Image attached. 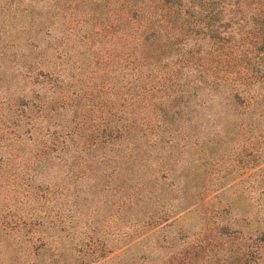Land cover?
Listing matches in <instances>:
<instances>
[{
  "label": "trees",
  "instance_id": "1",
  "mask_svg": "<svg viewBox=\"0 0 264 264\" xmlns=\"http://www.w3.org/2000/svg\"><path fill=\"white\" fill-rule=\"evenodd\" d=\"M5 32L1 259L249 264L219 198L264 211V0H0Z\"/></svg>",
  "mask_w": 264,
  "mask_h": 264
},
{
  "label": "rangeland",
  "instance_id": "2",
  "mask_svg": "<svg viewBox=\"0 0 264 264\" xmlns=\"http://www.w3.org/2000/svg\"><path fill=\"white\" fill-rule=\"evenodd\" d=\"M6 33V32H5ZM9 33L1 34L0 39L5 38ZM2 69H5L4 75H2V87L0 88V93H5V85H9V89H12L14 86V76L16 74V70L13 71V68L3 66ZM238 177H236L237 179ZM229 188L225 191L223 196H221L220 203L227 201H232L231 212L237 215L235 223H233L236 231L241 232L242 234L247 235V246L248 252L251 254L249 264H264V242L262 240H257L256 237L260 236V232L264 231V211L259 208L260 200L257 202L255 198V194L252 195V198L243 194L241 198H237L236 193L230 192ZM200 216L197 214H190L185 216L182 220L186 222V226L189 227V232H196L197 226L199 224ZM233 220V218H232ZM184 224V223H182ZM170 230L164 232V235L168 234V238ZM5 251L10 252L9 247L4 248ZM138 250V248H137ZM11 256H10V255ZM8 256L4 255V259L0 258V264H16L10 260L12 258V253H9ZM20 260L23 257L19 258ZM113 261L110 259H106L99 264H112Z\"/></svg>",
  "mask_w": 264,
  "mask_h": 264
}]
</instances>
